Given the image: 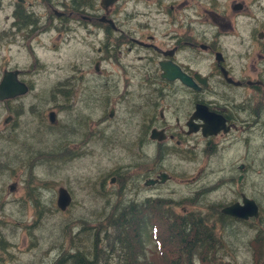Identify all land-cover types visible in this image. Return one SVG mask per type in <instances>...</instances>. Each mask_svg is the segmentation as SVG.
Wrapping results in <instances>:
<instances>
[{
	"label": "flooded vegetation",
	"instance_id": "1",
	"mask_svg": "<svg viewBox=\"0 0 264 264\" xmlns=\"http://www.w3.org/2000/svg\"><path fill=\"white\" fill-rule=\"evenodd\" d=\"M228 8L230 12L248 13L250 0H231ZM0 14H4L0 52L5 48L9 62H21L15 67H10L3 59L0 62V83L4 78L10 79L19 88L10 84L9 94L0 100L3 112L0 143L8 147L7 154L1 155L0 150V158L7 161L3 166L5 174L15 177L13 161L26 153H38L41 133L48 131L55 141L59 134L64 135L63 120L60 122L57 113L62 112L61 96L64 97L66 91L60 88V83L52 90H42L41 86L40 91L35 90L41 81L48 83L45 74H38L40 71L35 69L43 67L41 53L57 55L56 39L73 40L88 54L91 86L113 87L112 92L123 98L121 102L128 101L133 106H128L127 110L126 138L131 137L135 149L141 152L148 149L149 161H154L150 167L147 165L151 163L145 161L136 168L149 170L142 176L149 191L162 189L174 179L190 182L184 186L179 202H172L174 198L164 200L170 205L171 213L173 203H179L182 220L193 214L191 208L203 209L209 217L207 220L214 221V231L216 224L222 225L227 220L246 225L258 223L259 230L262 229L264 217L258 194L245 186L251 178L249 172L255 169L262 171L261 174L264 172V22L254 26L242 23V35H237L240 24H229L224 16L220 17L216 0H208L206 6L199 0L191 3L187 0H0ZM216 27L218 31H214ZM46 35L51 36L53 43L48 50L38 43L35 45L40 36ZM21 50H27L29 55L23 57ZM30 58L32 68L28 69L26 62ZM29 74L39 77L38 82L27 80ZM51 74L56 76V72ZM182 80H190L194 86ZM137 92L142 106L134 98ZM111 103H106L104 114L95 123L97 136L104 143L109 136L101 127L107 129L110 126L105 125L107 120L118 114L110 107ZM83 124L86 125V120ZM29 125L34 127V133L24 132ZM255 139L260 154H255L250 147ZM192 140L194 142L189 144ZM64 146V140L61 144L57 140L53 150L56 160L67 163ZM170 153L180 155L182 163L192 165L196 176L188 179L186 170L177 175L169 168L170 163L161 165L165 155ZM107 174L98 182L99 198L112 196L119 185L118 175ZM201 174L214 176L213 183L196 186ZM12 183L11 192L16 188V182ZM61 189L67 193L69 201L63 211L58 203ZM226 190L229 191L226 198H218L207 206L203 200L201 203L203 195ZM69 195V190L58 187L55 199L58 211L65 212L70 207ZM155 195L126 204L132 208L133 204L140 203L144 212L149 204L155 203ZM244 201L255 203L257 217L244 219L223 212L226 207L244 205ZM19 203L24 206L22 201ZM213 209L214 215H209ZM196 215L199 214L196 212ZM2 237H10L6 222L0 223L3 255L0 264L13 260L23 264L11 252L5 258V246L10 247L11 243H6ZM212 238V244L214 239L218 243L215 233ZM212 244L202 247V256H208ZM194 254L198 257L197 250ZM263 255L264 243L255 252V259L253 254L252 264H263ZM70 256L74 257V253L62 257ZM59 258L55 256V261Z\"/></svg>",
	"mask_w": 264,
	"mask_h": 264
},
{
	"label": "rangeland",
	"instance_id": "2",
	"mask_svg": "<svg viewBox=\"0 0 264 264\" xmlns=\"http://www.w3.org/2000/svg\"><path fill=\"white\" fill-rule=\"evenodd\" d=\"M194 1L187 0L188 3ZM199 1L203 6H206L208 0ZM216 1L217 13L220 17L224 16L229 24H240L237 35H242L240 31V28L244 25L242 23L254 26L255 24L258 25V22H264V0H250L248 13L243 11L241 13L230 12L228 5L231 0ZM226 12L229 14L226 15ZM208 21L211 20L208 19ZM205 25L203 24V26ZM3 28L4 14H0V30ZM214 31H218L217 27ZM37 43L40 47H43L42 49L46 48L47 50L53 45L50 35L40 36L35 41V45ZM56 44L58 56L51 52L47 56V54L41 53L40 50L42 58L40 62L43 67L35 70L40 71L38 74H45L48 83L41 81L35 90L40 91V86L42 90H52L60 83V88L66 91V95L61 96L62 112L57 113L60 122L63 120L64 135L59 134L58 137L56 135V141L58 140L60 144L62 140L65 141L63 148L66 150L67 163L55 159L57 154L53 149L56 141L53 134H49L48 131L41 133L42 141L36 148L38 153L33 155L26 153L21 155L20 159L13 161V170H11L14 171L15 177L11 178L9 173H4L3 166L7 161L4 157L0 158V223L6 222L10 237L8 239L2 238L6 243L8 241L11 243L10 247L5 246V258L11 252L23 264H54L59 260L55 261V256L59 258L65 253L72 254L74 253L73 249L78 246L85 251L90 249V243L88 248L87 243H84V241L81 243L77 241L73 244V237L84 240L94 233L101 237V240L98 241H100L102 247L107 244L110 245L113 243L115 236H120L123 232V236H126L125 231L131 230L130 227L127 229L121 227L123 222H125V225H129L133 214L135 220H142L139 214L142 212L143 206L140 203L133 204L131 210L130 205H127L126 202L132 200L141 202L148 196L157 194L155 195V203L151 204L155 208L152 214L155 218L147 214L148 209L144 210V225L141 233L144 243L143 251L149 255V251H153L157 245L156 240L151 235L155 233V229H152L154 227L151 228L152 223L159 228L157 236L162 241L163 251L169 255L168 260L179 259L180 263L182 261L184 264L182 257L196 253V241L192 242L194 237L198 235L197 240L203 242L202 235H199V232L203 231L201 224L206 220V223L213 228L214 221L207 220L209 217L205 216V211L197 208H191L194 211L193 214L186 217L187 220H182L184 216L181 215L179 203H173V210L171 209L173 213L168 210L170 205L165 204L164 200L174 198L172 202H179L184 193V186L190 184V182L183 183L174 179L162 189L155 190V188L154 192L149 191L144 185V177H142L149 170L142 169V171H139L136 168L142 166L145 161L151 163L147 165L150 167L154 164V161H149L148 149L141 152L132 147L134 145L131 142V137L128 140L126 138L127 110L128 106L130 108L133 106H130L128 101L121 102L123 98L112 92L115 89L113 87L98 88L91 86L92 73L90 71L92 68L89 69L90 71L88 70V54H86L82 45H77L73 40L64 41V39H56ZM88 50L90 53L91 46L89 45ZM5 54L6 49L4 48L0 52V62L3 59L4 63H8L10 67L21 64L16 60L9 62ZM21 55L26 57L29 53L27 50H21ZM79 66L81 69L77 68ZM26 67L28 69L32 68L31 58L26 62ZM55 72L57 77H52L51 73ZM26 77L27 80L34 82L39 80L36 75L29 74ZM78 78H81L79 82H77ZM134 96L136 102L142 106L139 93L137 92ZM109 101L112 102L110 107L113 106L118 114L116 118L107 120L109 122H106L105 125H110L107 129L105 126L101 127V131L105 132L107 130L109 136L108 141L104 143L97 136V125L95 123L104 114L106 103ZM108 110L109 108H107ZM2 116L3 112L0 110V132L3 131ZM27 118L31 121L29 116ZM82 118H85L87 126L83 124L85 120H82ZM21 129L23 130V127ZM34 131V127L29 125L24 132L31 134ZM0 136L2 135L0 134ZM193 142L192 140L189 144ZM257 142L255 139L250 147L253 148L254 153L260 154V150H257ZM0 150L1 155L7 154L8 147L6 149L3 143H0ZM7 159L9 160V158ZM166 163H170L169 168L173 169L175 173L177 172V175L179 171L186 170L189 173L187 175L188 179L196 176L197 171H193L192 165L186 162L182 163V158L178 154L165 155V160L161 165H166ZM168 171L171 172V170ZM109 172L119 176V185L113 190L114 194L112 196H108V198L100 196L99 198L97 195L98 184L102 181V176L106 175L107 177ZM261 172L258 169L249 172L251 178L245 189L250 192L254 190L258 194V200L263 209L262 216L264 217V172L263 174ZM213 177L201 174L196 186L213 183ZM12 182H16V188L11 192L9 191V185L13 184ZM58 187L69 190L72 197L70 207L65 212H60L55 207ZM210 193L206 197L203 195L201 198V203L203 200L205 206L208 203L210 204L211 201L214 203L218 198H226L229 195L227 190ZM162 199L163 201H161ZM21 201L24 206L19 203ZM2 203L4 204L1 208ZM37 203L38 206L36 207ZM119 205L121 207L119 211H116ZM156 209L157 214L155 213ZM214 210H211L209 215H214ZM195 211L201 216L196 215ZM35 221L37 222L32 226ZM112 221H117L116 228H111L110 223ZM189 223L197 225L200 228L199 232L197 233L189 227ZM216 226L215 231L213 229V234L215 233L217 236L218 243L214 239L212 246L209 248L208 256L205 254L203 257L206 258L203 263L198 259L199 257H190V264H193V262L195 264H231V262L252 264V261H254L253 254L255 259V252L264 243V225L259 230L258 223L246 225L232 223L227 220L226 222L223 221L222 225L216 224ZM118 229L123 230V232ZM114 230L119 235L115 233L114 236ZM103 236L108 239V243ZM181 244H183L182 247ZM192 244L195 248L193 252ZM95 246L96 249L99 247L101 250L102 248L100 244ZM201 247L203 246L201 245ZM0 258H3L1 252ZM108 258L106 257L107 261L110 262L111 260L109 261ZM96 259L105 261L100 256H97ZM3 264H16V261L13 260L10 263L3 261Z\"/></svg>",
	"mask_w": 264,
	"mask_h": 264
},
{
	"label": "trees",
	"instance_id": "3",
	"mask_svg": "<svg viewBox=\"0 0 264 264\" xmlns=\"http://www.w3.org/2000/svg\"><path fill=\"white\" fill-rule=\"evenodd\" d=\"M148 206H149V209L147 211V214L153 217L152 214L155 208L151 207V205H148ZM157 212L158 211L156 209L155 213L157 214ZM144 216H145L144 212H141L139 214V217H141L142 220L137 221L135 220V216L133 214L129 225H125V222H123V226L121 227V228L124 227L126 229L128 227L131 228L130 231H127V230L125 231L126 236H123V233H124L123 230H119V229L118 230L122 231L123 233L120 236H115L116 234L117 235L119 234L116 233V231L114 230L115 232L113 234L115 238H114V241H112L113 243H111L110 245L107 244L105 245V247H102L100 241H98V240H101V237H99L98 234H95V233L91 234L89 238L84 239V240L78 239L77 237L74 236L73 244L74 242H77V241L78 243H81L82 241H84V243H87L88 248H89V243H90V249L88 250L86 249L85 251L83 250L82 247L78 246L77 248L74 249V257L70 256L67 258L65 257L63 258L62 256L71 255L69 253H65L54 264H105V263L106 264H183L182 261L180 263L179 259H175L173 261L168 260L169 255L165 251H163L162 241L157 236L159 228L157 225H154L152 223H151V228L154 227L152 229H155V233L151 235L156 240L157 245L153 251H149L150 252L149 255L145 254V252L143 251L144 243L141 237V233L143 231L142 227L144 225ZM168 216L170 217V215ZM116 223L117 221L116 222L112 221V223H110L111 228H116ZM188 225L189 227L193 228L197 233L199 232L200 228L197 225L195 224L191 225V223H189ZM201 227L203 231H201V233L199 232V235L200 234L202 235L203 242H200L199 240H197L198 235L194 237L195 240L194 239L192 240V242L196 241L195 242L197 245L196 250H198V252L202 251V249L205 246H209L210 244H212V240H213L212 238L213 228L208 223H206V220L203 222V224H201ZM82 233H79V234H82ZM208 235L210 236L208 237ZM103 238L104 240H106V242L108 241V239L105 236H103ZM98 244H100V246L102 247L101 250L99 249V247L96 249L95 245H98ZM182 245L183 244H181V247ZM201 245L203 246V248L201 247ZM176 247L181 248L178 246ZM195 255L196 254L193 253V254L185 255V257H182L184 260V264H190L189 258L190 257L194 258L196 257ZM97 256L103 257L105 261H101V259L100 260L96 259ZM106 257H109L108 259L109 261L110 260L111 261L108 262ZM198 257L197 258L202 263L206 260V258L205 259L203 258L204 256H202L201 253L198 254ZM193 264H195V262H193ZM231 264H235V262H231Z\"/></svg>",
	"mask_w": 264,
	"mask_h": 264
},
{
	"label": "water",
	"instance_id": "4",
	"mask_svg": "<svg viewBox=\"0 0 264 264\" xmlns=\"http://www.w3.org/2000/svg\"><path fill=\"white\" fill-rule=\"evenodd\" d=\"M176 76H180L179 74L175 73ZM181 77V76H180ZM184 84L190 85V86H194L193 84L190 83V80H182ZM10 84H13L15 86V89H19L14 81L10 80V79H6L4 78L3 81L0 83V100H3L6 98V96L9 94V89H10ZM24 90H26L24 88ZM191 131H195V130H190ZM202 132L206 135V132L204 131V127L202 129ZM64 196V197H63ZM70 197V195H69ZM59 207L60 209L63 211L65 210V207H67L69 201L67 198V193L61 189L60 190V196H59ZM70 203H71V197H70ZM246 209L249 211L248 214H246ZM223 212L225 214L229 213L231 215H235V216H241L244 219H248L250 216H255L257 217L258 213L256 212V206L255 203L253 201H244V205L241 206H237V205H233V206H229L226 207V209L223 210ZM246 214V215H244ZM263 259H264V255H263Z\"/></svg>",
	"mask_w": 264,
	"mask_h": 264
}]
</instances>
